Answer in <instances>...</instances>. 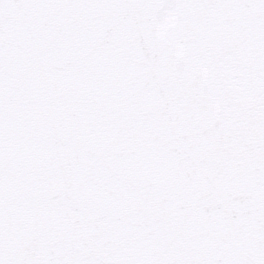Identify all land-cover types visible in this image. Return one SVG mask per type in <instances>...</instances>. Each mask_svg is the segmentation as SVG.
Segmentation results:
<instances>
[{"label":"snow or ice","instance_id":"6c2138e0","mask_svg":"<svg viewBox=\"0 0 264 264\" xmlns=\"http://www.w3.org/2000/svg\"><path fill=\"white\" fill-rule=\"evenodd\" d=\"M0 264H264V0H0Z\"/></svg>","mask_w":264,"mask_h":264}]
</instances>
